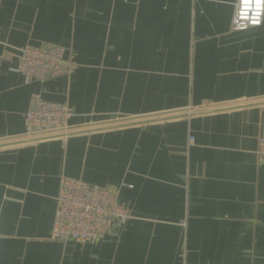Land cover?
I'll use <instances>...</instances> for the list:
<instances>
[{
    "label": "crops",
    "instance_id": "crops-1",
    "mask_svg": "<svg viewBox=\"0 0 264 264\" xmlns=\"http://www.w3.org/2000/svg\"><path fill=\"white\" fill-rule=\"evenodd\" d=\"M235 2L0 0V264H264V14L232 31ZM42 44L70 76L14 70ZM35 94L70 109L65 142L23 137ZM61 176L123 184L130 219L52 240Z\"/></svg>",
    "mask_w": 264,
    "mask_h": 264
},
{
    "label": "built area",
    "instance_id": "built-area-1",
    "mask_svg": "<svg viewBox=\"0 0 264 264\" xmlns=\"http://www.w3.org/2000/svg\"><path fill=\"white\" fill-rule=\"evenodd\" d=\"M264 0H236L231 30L236 32L260 27ZM15 71L27 81L45 82L68 77L76 68L73 55L55 44L26 45L17 50ZM70 109L63 104L44 100L35 94L24 114L23 137L27 140L59 138L71 134ZM192 142V138L189 139ZM256 156L264 166V138H259ZM123 184L97 187L82 180L61 176L55 198L51 239L78 244H95L130 219L128 208L120 202Z\"/></svg>",
    "mask_w": 264,
    "mask_h": 264
}]
</instances>
